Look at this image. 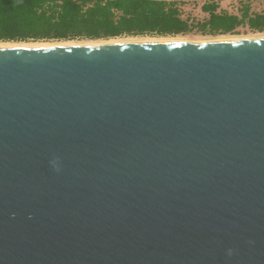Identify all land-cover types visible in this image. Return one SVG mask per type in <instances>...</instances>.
<instances>
[{
	"label": "water",
	"instance_id": "95a60500",
	"mask_svg": "<svg viewBox=\"0 0 264 264\" xmlns=\"http://www.w3.org/2000/svg\"><path fill=\"white\" fill-rule=\"evenodd\" d=\"M0 264H264V36L0 46Z\"/></svg>",
	"mask_w": 264,
	"mask_h": 264
},
{
	"label": "trees",
	"instance_id": "16d2710c",
	"mask_svg": "<svg viewBox=\"0 0 264 264\" xmlns=\"http://www.w3.org/2000/svg\"><path fill=\"white\" fill-rule=\"evenodd\" d=\"M217 8L205 3L210 16L194 25L165 0H0V41L176 36L197 30L217 35L238 33L244 25L264 31V13L252 14L245 6L238 16Z\"/></svg>",
	"mask_w": 264,
	"mask_h": 264
},
{
	"label": "rangeland",
	"instance_id": "374dc122",
	"mask_svg": "<svg viewBox=\"0 0 264 264\" xmlns=\"http://www.w3.org/2000/svg\"><path fill=\"white\" fill-rule=\"evenodd\" d=\"M168 2L174 3L180 10V15L183 19L189 21L190 24L198 25L199 22L205 21L209 18V12L203 9L205 3H214L217 5V11H226L228 13L237 14L242 16L243 8L245 6L249 7L250 13H264V0H170ZM238 33L229 34H202L200 31H193L187 34H180L176 36H151V35H141V36H122L117 38L109 39H75V40H46V41H29V42H11V41H0V43H29V44H48V45H63L69 41L72 42H89V41H129V40H146L151 38H161V37H174L183 38L184 40H199V39H217L223 37H262L264 36V31H253L248 25H244L238 28ZM186 38V39H185ZM117 39V40H116ZM67 41V42H66ZM85 43V42H84ZM78 44V43H75Z\"/></svg>",
	"mask_w": 264,
	"mask_h": 264
},
{
	"label": "bare ground",
	"instance_id": "6f19581e",
	"mask_svg": "<svg viewBox=\"0 0 264 264\" xmlns=\"http://www.w3.org/2000/svg\"><path fill=\"white\" fill-rule=\"evenodd\" d=\"M223 38H229V37H223ZM232 38H237V37H232ZM146 40H184V39L183 38L182 39L181 38H174V37H161V38H151V39L149 38V39H146ZM84 42H79L78 41V42H75V43H78V44L102 43V42H98V41H89V42L84 41ZM103 42H106V41H103ZM107 42H115V40L111 39V40H108ZM75 43L72 42V41H69V42H67L65 44H75ZM18 45H33V44H29V43H7V42L6 43H0V46H18ZM34 45H48V44H34Z\"/></svg>",
	"mask_w": 264,
	"mask_h": 264
},
{
	"label": "built area",
	"instance_id": "2783aa9c",
	"mask_svg": "<svg viewBox=\"0 0 264 264\" xmlns=\"http://www.w3.org/2000/svg\"><path fill=\"white\" fill-rule=\"evenodd\" d=\"M165 1H167V2H168V1H170V0H165Z\"/></svg>",
	"mask_w": 264,
	"mask_h": 264
}]
</instances>
